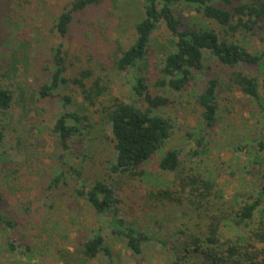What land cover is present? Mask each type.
<instances>
[{"label": "trees", "instance_id": "1", "mask_svg": "<svg viewBox=\"0 0 264 264\" xmlns=\"http://www.w3.org/2000/svg\"><path fill=\"white\" fill-rule=\"evenodd\" d=\"M100 2L72 0L66 5L53 24L59 38L69 34L76 14ZM182 7L194 12V18L201 22L196 25L192 17L187 25L184 24L179 15ZM140 13V19L134 24L132 43L119 49L111 63L112 68L124 74L129 82L130 99L111 98L99 103L108 88L101 86L98 78L91 82L93 74L90 70L82 69L73 78H67L63 45L53 49L49 77L37 90L39 99L55 97L58 91L73 85L84 103L90 107L99 105L101 120L108 130V134H104L108 155L101 162L100 173L89 179L84 176L83 167L67 166L60 155L58 162L65 172L59 170L45 192L53 193L61 184L68 186L65 174L72 175L74 198L96 214L109 230V237L122 243L132 257L141 258L144 250L152 248L157 241L167 252L165 264H264V173L260 174L255 195L231 205L214 179L184 166L181 149L168 148L176 126L165 114L175 104L165 94L188 92L192 83L206 73L205 63L213 60L225 74L223 78L217 75L203 78L202 86L194 93L201 129L197 136L188 134L195 142V149L189 154L193 158L205 154L207 133L222 123L223 113H229L221 103L222 96L225 92H237L260 114L256 121L258 133L252 138L255 147L251 167L264 170V98L260 95L264 85L260 84L258 76L242 70L255 68L264 78V53L251 52L241 42V38L252 35L255 28L264 23V0H141ZM205 21L213 23L217 30L208 23L204 25ZM161 27L168 37L167 44H161L156 36ZM27 48L28 44L20 45L11 53L10 62L0 65L4 67L0 71V82L5 83L0 84L1 159L7 156L2 148L8 131L22 127L20 119L16 126L9 119L17 104L23 106L20 79L27 64L21 56ZM154 51L161 58L156 66L157 79L152 82L148 68ZM72 99L59 94L62 111L54 118L50 132L63 153L71 151L73 142L81 143L83 148L76 158L83 162L93 150L94 144L89 143L87 137L94 125L88 115L72 108ZM23 109L25 111L24 106ZM233 151L245 155L248 146L240 143ZM156 156H159L158 171L173 176L172 179L146 189L138 186L132 190V203L126 205L121 198L124 189L134 183L141 185L149 176L146 167ZM171 216L185 220L181 221L180 229L171 235L169 242L158 234L163 229V222L172 221ZM145 222L148 228L153 227V232L148 233ZM228 222L241 230L249 228L247 235L237 237L235 241L224 238L221 230ZM0 224L11 230L16 226L14 221L1 214ZM10 240L6 242L8 248L17 251ZM57 254L60 264H90L100 257L112 259V250L102 227L90 228L85 236L77 239L72 251L63 249Z\"/></svg>", "mask_w": 264, "mask_h": 264}, {"label": "rangeland", "instance_id": "2", "mask_svg": "<svg viewBox=\"0 0 264 264\" xmlns=\"http://www.w3.org/2000/svg\"><path fill=\"white\" fill-rule=\"evenodd\" d=\"M71 1L0 0V65L9 63L11 53L20 45L28 44L27 52L21 56V60L27 64L24 66L26 72L20 79L23 83L21 88L25 111L19 101L20 104L13 108L12 118L9 119L13 121V126H16L20 119L22 127L19 129L16 126L17 131H8L2 148L7 152V156L5 159L0 158V214L10 218L16 225L11 230L0 224V264H60L57 251H72L77 239L85 236L88 230L94 227L103 228V234L112 250V259L109 261L100 257L90 264H165L167 252L157 241L153 243L152 248H146L143 256L138 258L132 257L122 243L109 237L105 224L81 201L74 198L72 188L75 180L69 173L65 174L68 186L61 184L53 193L45 192L56 173L58 174L59 170L65 172L58 162L60 155L67 166L83 167L87 179L100 173L101 162L108 155L104 141V134H108V130L101 120L99 105L90 107L84 103L73 85L67 86L60 93L58 91L55 97L39 99L37 90L49 77L53 65V49L59 44L63 45L67 78H73L82 69L90 70L93 74L91 82L98 78L100 85L108 88L106 96L99 99V103L107 102L111 98L130 99L129 82L124 74L112 68L111 63L114 54L119 49L128 47L134 39V24L141 17V0H101L99 5L76 14L69 34L65 38H59L53 24ZM179 11L186 25L195 16L194 12L185 7ZM194 21L197 25L200 19ZM207 23L205 21L203 24ZM208 25L217 30L213 23ZM156 36L161 44H167L168 37L163 27ZM241 42H244L251 52L263 54L264 23L259 24L252 35L241 38ZM160 58L161 55L156 51L150 55L151 65L148 69L152 82L157 79L156 66ZM205 67L206 73L192 83L188 92L165 94L175 103L165 111L176 126L175 135L168 148L181 149L184 166L195 168L214 179L223 191L225 199L231 205H236L256 194L260 174L264 173L258 166L255 169L251 167L255 147L252 138L257 136L256 121L260 119V114L241 94L225 92L221 103L229 113H223L222 123L207 133L208 150L205 154L198 158L191 157L189 153L195 149V142L188 134L197 136L201 129L194 93L202 86L203 78L215 75L223 78L225 74V70L211 59L205 63ZM1 68L4 67H0V71ZM242 70L258 76L260 84L264 85V78L257 69ZM19 73L22 74L23 71L20 69ZM0 84L5 85L2 82ZM151 90L155 92V88L152 87ZM260 92L264 98V91L261 89ZM59 94L71 96L72 108L88 115L94 125L87 137L89 143L94 144L93 150L86 152L87 160L83 162L76 158L81 154V143L73 142L71 151L63 153L59 151L51 135L52 122L62 111ZM15 121L18 122L15 124ZM240 143L248 146L247 154L241 155L233 151L234 146ZM158 159L159 156H156L146 167L149 176L141 185L134 183L124 189L121 198L126 205L132 203V190L138 186L146 189L159 183L165 184L172 179L173 176L158 171ZM147 217L149 218V215ZM170 220L172 221L161 224L163 229L158 234L169 242L171 235L180 229L185 219L171 216ZM144 225L148 233L154 231L153 227L148 228L146 222ZM248 230L249 228L238 229L228 222L221 234L224 238L235 241L237 237L246 236ZM8 240L13 242L17 251L12 252L8 248ZM26 248L29 251L25 252Z\"/></svg>", "mask_w": 264, "mask_h": 264}]
</instances>
